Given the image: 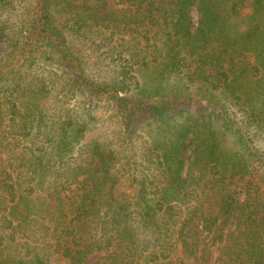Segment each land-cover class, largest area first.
<instances>
[{
  "label": "trees",
  "instance_id": "16d2710c",
  "mask_svg": "<svg viewBox=\"0 0 264 264\" xmlns=\"http://www.w3.org/2000/svg\"><path fill=\"white\" fill-rule=\"evenodd\" d=\"M116 3L0 0V264H264V0Z\"/></svg>",
  "mask_w": 264,
  "mask_h": 264
},
{
  "label": "rangeland",
  "instance_id": "374dc122",
  "mask_svg": "<svg viewBox=\"0 0 264 264\" xmlns=\"http://www.w3.org/2000/svg\"><path fill=\"white\" fill-rule=\"evenodd\" d=\"M118 0H110L112 7H116L117 6V2ZM220 250L218 248H212V258L213 261L216 259V257L219 255ZM103 252H95L89 255V264H94L98 261H102L103 260Z\"/></svg>",
  "mask_w": 264,
  "mask_h": 264
}]
</instances>
